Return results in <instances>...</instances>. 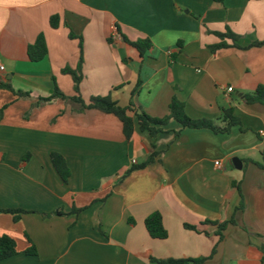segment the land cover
I'll return each mask as SVG.
<instances>
[{
    "label": "crops",
    "instance_id": "0c3cea01",
    "mask_svg": "<svg viewBox=\"0 0 264 264\" xmlns=\"http://www.w3.org/2000/svg\"><path fill=\"white\" fill-rule=\"evenodd\" d=\"M227 30L243 47L264 41V0H0V209L27 211L18 220L0 211V235L18 250L0 264H264V170L255 164L264 162V104L245 102L264 85V46L212 52ZM40 34L48 54L34 62L28 47ZM125 37L153 47L142 57ZM81 56L86 101L110 95L164 118L176 97L194 120L224 128L232 110L239 124L215 132L171 119L154 139L136 121L128 140L113 114L74 113L63 99L38 105L56 88L75 95L63 70L77 69ZM155 150L153 164L123 177ZM53 152L65 158L68 182ZM56 210L63 214L43 216ZM154 212L166 239L147 231ZM232 219L221 239L219 224ZM29 239L37 255L26 253Z\"/></svg>",
    "mask_w": 264,
    "mask_h": 264
},
{
    "label": "trees",
    "instance_id": "16d2710c",
    "mask_svg": "<svg viewBox=\"0 0 264 264\" xmlns=\"http://www.w3.org/2000/svg\"><path fill=\"white\" fill-rule=\"evenodd\" d=\"M50 25L52 28L56 29L60 25V16L54 15L50 19ZM217 36L221 39V42L211 46L212 52H216L219 49L227 48V47H236L239 49H250L252 47H261L264 46V41H255L250 43L249 45L243 47L240 44L241 36L235 34L231 30H227L225 33H216ZM70 38H77V36L71 31ZM125 42L135 48L143 57L146 51L151 50L153 47V43L149 38H142L137 40L136 42L130 41L128 38H124ZM80 48L82 51V40L80 39ZM28 54L31 61L38 62L46 57L48 54L47 42L44 34H40L36 40V42L28 47ZM82 64L83 57L81 56L79 65L77 69L66 68L63 70L64 73L71 75L75 85V95L66 96L63 94L58 88H56L55 93L46 98H40L38 105L51 103L56 99H63L67 103L72 105L74 113H82L87 109H97L104 113H109L115 115L123 124V131L128 140L131 139L135 132V122L137 121L139 128L143 132H148L152 138H156L160 133L165 132L166 126H168L171 119H175L179 122L183 128H191V129H211L215 132H230L231 128L239 124V120L232 115V110H226L224 112V121L227 123L224 128L218 127L213 121L210 120H194L190 118L185 110L184 103L180 102L176 97L173 98L170 104V114L164 118H155L141 110L137 105L130 103L128 106H121L117 101L113 100V98L108 96H93L90 97L88 101L84 100L80 92V84L83 79L82 73ZM141 84L139 80L138 86ZM7 88H11L6 85ZM17 95L19 97L29 96L28 93L18 92ZM245 102L248 104L260 103L264 104V85H259L255 92L249 93L245 96ZM6 107L0 109V121L4 115ZM153 148L156 149V144L153 142ZM160 155V152L154 151L148 159L139 166H135L125 172L123 177L128 176L132 171L137 169H143L151 164H153L157 157ZM51 159L55 169L61 178L68 182L71 171L65 160V158L56 152L51 154ZM255 164L262 170H264V162H255ZM238 187V186H237ZM242 201L240 209L244 207V198L241 194L240 188L238 187ZM1 212H8L15 214V220L20 218L22 213H27L24 210H1ZM62 211L56 210L52 213L43 214L44 217H52L54 215H61ZM131 222H134L131 220ZM229 224H235V221L232 219L230 221H226L219 224V235L221 239L223 238V232L227 228ZM145 225L149 235L155 239H166L168 237V231L164 226L163 216L160 212H154L150 216L147 217L145 221ZM185 228L197 230V228L190 224H185ZM30 240L31 246L26 251L29 255H37V248L33 244L32 240ZM261 250L264 253V246H261ZM18 254L17 250V242L16 240L7 235H0V261L6 260ZM209 258H198V259H168L159 261L161 264H202Z\"/></svg>",
    "mask_w": 264,
    "mask_h": 264
},
{
    "label": "built area",
    "instance_id": "2783aa9c",
    "mask_svg": "<svg viewBox=\"0 0 264 264\" xmlns=\"http://www.w3.org/2000/svg\"><path fill=\"white\" fill-rule=\"evenodd\" d=\"M114 35H115V38H116L117 34H114ZM4 70H5V66L4 65H0V71H4ZM228 90L231 92L233 90V88H229ZM215 165H216L217 168H219L221 166L220 161H216Z\"/></svg>",
    "mask_w": 264,
    "mask_h": 264
},
{
    "label": "water",
    "instance_id": "95a60500",
    "mask_svg": "<svg viewBox=\"0 0 264 264\" xmlns=\"http://www.w3.org/2000/svg\"><path fill=\"white\" fill-rule=\"evenodd\" d=\"M235 162H237L239 165H241V162H239L238 160H235Z\"/></svg>",
    "mask_w": 264,
    "mask_h": 264
}]
</instances>
